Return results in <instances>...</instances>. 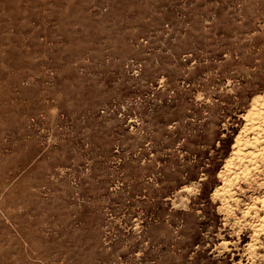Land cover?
<instances>
[{"label": "rangeland", "instance_id": "obj_1", "mask_svg": "<svg viewBox=\"0 0 264 264\" xmlns=\"http://www.w3.org/2000/svg\"><path fill=\"white\" fill-rule=\"evenodd\" d=\"M263 94L264 0H0V264H264Z\"/></svg>", "mask_w": 264, "mask_h": 264}, {"label": "bare ground", "instance_id": "obj_2", "mask_svg": "<svg viewBox=\"0 0 264 264\" xmlns=\"http://www.w3.org/2000/svg\"><path fill=\"white\" fill-rule=\"evenodd\" d=\"M248 130L253 133V137L248 136L246 133ZM260 158L264 164V94L252 98L244 127L235 138L232 152L225 161L224 169L218 174L221 185L216 187L212 195L220 200L221 205L228 212H231L229 200L232 198L233 186L240 180H248L250 178L251 169H256V162ZM257 166L258 170L259 162ZM257 170L252 171V173ZM262 185L264 186V180ZM259 210L262 211V214L258 213L260 212ZM251 212H254L253 218L256 220L250 225L252 241L247 243V246L248 250L252 252L255 247L254 242L258 240L260 235H264V192L260 197H255L253 204L245 208L241 217L244 219L252 218Z\"/></svg>", "mask_w": 264, "mask_h": 264}]
</instances>
